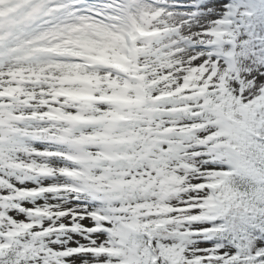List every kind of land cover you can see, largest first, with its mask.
<instances>
[{"label": "snow or ice", "instance_id": "1", "mask_svg": "<svg viewBox=\"0 0 264 264\" xmlns=\"http://www.w3.org/2000/svg\"><path fill=\"white\" fill-rule=\"evenodd\" d=\"M0 264H264V0H0Z\"/></svg>", "mask_w": 264, "mask_h": 264}]
</instances>
